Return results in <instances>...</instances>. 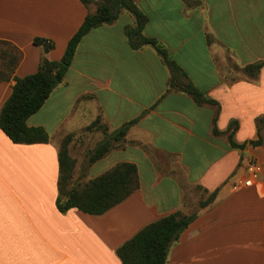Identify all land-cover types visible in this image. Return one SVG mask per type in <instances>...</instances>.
Segmentation results:
<instances>
[{"label": "crops", "instance_id": "0c3cea01", "mask_svg": "<svg viewBox=\"0 0 264 264\" xmlns=\"http://www.w3.org/2000/svg\"><path fill=\"white\" fill-rule=\"evenodd\" d=\"M98 1L0 0V41L22 52L13 77L35 74L43 58L60 61ZM133 1L149 20L143 35L187 76L176 84L190 82L216 104L199 105L172 88L171 68L156 48L133 49L137 22L120 7L114 23L84 37L65 77L28 120L49 142L15 144L0 128V264H122L121 245L176 212L197 218L167 264H264V124L257 122L264 118V67L255 79L243 73L264 62V0ZM35 39L54 49L46 53ZM229 62L238 78L227 76ZM15 84L0 83V111ZM133 121L91 164L96 148ZM234 122L233 141L244 149L230 143ZM69 135L75 177L88 160L80 182L129 163L138 169L139 190L103 216L60 213L59 151ZM260 138L262 145H250ZM252 163L262 173L246 188Z\"/></svg>", "mask_w": 264, "mask_h": 264}, {"label": "trees", "instance_id": "16d2710c", "mask_svg": "<svg viewBox=\"0 0 264 264\" xmlns=\"http://www.w3.org/2000/svg\"><path fill=\"white\" fill-rule=\"evenodd\" d=\"M88 5L92 0H80ZM122 7L128 10L136 19L135 40L133 49L143 46H152L166 59L171 68L172 88L190 94L195 101L216 104L202 96L198 89L190 82L176 84L181 77L187 78L176 63L169 59L166 50L153 38L143 35V30L148 23V17L139 9L133 0H99L97 10L89 14L80 29L69 41L64 57L60 61H49L43 58L38 71L24 78L13 77L22 60V52L8 42L0 41V45L9 46L11 50L0 52V83L10 80L15 81L13 92L0 111V128L15 144L33 145L46 144L50 136L44 128H30L27 124L30 117L37 114L53 91L59 84L58 78H64L71 67L77 48L84 37L92 30L103 25L114 23L118 18V9ZM34 44L42 47L46 53L54 49V43L45 39H35ZM4 61V68L1 67ZM264 62L247 66L243 73L248 77L257 78ZM258 126L264 124V118L259 119ZM135 121L124 125L113 138L107 137L91 154L90 163L93 164L104 158L112 149V140L123 139L130 126ZM236 122L230 125V143L234 148L244 149L246 145H237L233 141V133ZM92 127L89 128L91 130ZM261 130V128H260ZM218 134V130L215 129ZM73 136H67L60 147L59 163V197L57 208L60 213L66 214L72 209L91 216H103L118 205L129 199L140 188L138 169L134 164L121 163L96 179L84 184H73V176L76 160L69 152V146ZM252 146L262 145V139L250 142ZM217 197V192L212 193L207 201L202 202V208L211 204ZM197 214L191 216L176 212L159 219L140 230L133 238L125 242L117 249V256L122 264H167L170 248L179 241L182 233L196 220Z\"/></svg>", "mask_w": 264, "mask_h": 264}, {"label": "rangeland", "instance_id": "374dc122", "mask_svg": "<svg viewBox=\"0 0 264 264\" xmlns=\"http://www.w3.org/2000/svg\"><path fill=\"white\" fill-rule=\"evenodd\" d=\"M7 50H11V48L9 47V46H5V45H0V52L1 53H3V52H5V51H7ZM6 64H4V61H2V65H1V67L2 68H4V66H5ZM226 69H227V71H226V74H227V76H231L230 78L231 79H233L234 77H239V73H238V70H237V68H236V66L234 65V63L233 62H229L228 63V65H227V67H226ZM83 156V154L82 153H80V157H82ZM87 164H88V160L86 159V162L84 161V163L83 162H81V168H80V171H78L79 173V176L78 177H75V176H73V184H84V182H80V180L82 181H86V177L85 178H83V176H82V174L84 173V172H86L85 171V168H86V166H87ZM203 197L205 198L206 196L205 195H203Z\"/></svg>", "mask_w": 264, "mask_h": 264}, {"label": "built area", "instance_id": "2783aa9c", "mask_svg": "<svg viewBox=\"0 0 264 264\" xmlns=\"http://www.w3.org/2000/svg\"><path fill=\"white\" fill-rule=\"evenodd\" d=\"M249 177L244 181L243 186L246 188L253 187L256 180L262 173V168L256 163H252L248 168ZM238 189V186H235V190Z\"/></svg>", "mask_w": 264, "mask_h": 264}, {"label": "water", "instance_id": "95a60500", "mask_svg": "<svg viewBox=\"0 0 264 264\" xmlns=\"http://www.w3.org/2000/svg\"><path fill=\"white\" fill-rule=\"evenodd\" d=\"M58 81L60 82L61 81V78H58Z\"/></svg>", "mask_w": 264, "mask_h": 264}]
</instances>
